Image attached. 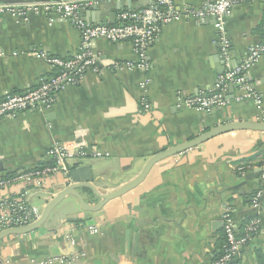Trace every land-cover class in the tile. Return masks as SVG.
I'll return each instance as SVG.
<instances>
[{
    "label": "crops",
    "instance_id": "1",
    "mask_svg": "<svg viewBox=\"0 0 264 264\" xmlns=\"http://www.w3.org/2000/svg\"><path fill=\"white\" fill-rule=\"evenodd\" d=\"M7 1L0 0V7L24 5ZM212 1L173 0V5L202 7ZM79 15L90 24L106 17L85 9ZM51 17L44 11L25 18L0 14V98L25 92L51 76L53 70L36 52L67 59L78 51V31L67 22L50 23ZM226 34L231 44L227 63L211 21L162 25L147 52L149 73L114 71L113 62H134L131 44L95 41L102 71L88 72L78 86L60 93L47 112L0 120V174L11 177L50 165L47 153L53 143L83 141L86 156L72 162L70 171L90 167L92 185L109 193L134 179L159 151L219 124L264 120V57L246 77L260 105L244 98L235 85L225 91V107L210 113L176 105L177 94H208L219 75L263 41L264 0L237 5L226 20ZM145 78L150 79L146 92L140 87ZM144 98L152 107L148 112L140 105ZM67 182L61 174L53 176L31 191L30 205L41 214ZM257 190L262 199L256 210L250 201ZM20 193L21 187L12 184L2 194ZM80 194L91 206L98 202L89 190ZM227 211L240 220L253 213L259 221L257 233L239 250L238 264H264L263 132L223 134L163 160L139 186L97 212L81 211L78 201L67 196L40 228L0 241V264H213L221 253Z\"/></svg>",
    "mask_w": 264,
    "mask_h": 264
},
{
    "label": "built area",
    "instance_id": "2",
    "mask_svg": "<svg viewBox=\"0 0 264 264\" xmlns=\"http://www.w3.org/2000/svg\"><path fill=\"white\" fill-rule=\"evenodd\" d=\"M99 1L110 0H73L60 2H34L24 4L18 9L5 6L0 7V14L8 12L25 18L27 13L38 14L40 11L51 15L50 23L55 21L67 22L73 26L80 35L78 51L67 59H62L47 54L36 52L35 56L51 67L53 73L43 79L36 87L22 93H5L0 98V120L6 117L14 118L21 113L47 112L54 105L57 96L70 87L78 86L88 72L99 73L102 71L99 55L94 51V43L103 39L112 44H131L135 60L134 62H113L112 69L121 71L124 69H139L145 73L151 70L147 52L155 43L160 34L162 25L178 20H186L195 23L211 21L217 32V45L221 58L228 62L231 54V44L226 34V20L232 10L242 3H252L257 0H214L202 7L183 5L177 9L173 0H151V4L133 10L119 12L112 25H92L80 17L79 12ZM264 57V40L251 47L247 54L234 67H228L219 75L208 94H196L184 97L176 95V105L179 108L194 110L200 113H210L215 108L225 107V91L229 85H235L244 91V98H254L260 105L259 98L247 83L246 77L251 67ZM150 79L145 78L141 82V89L146 92ZM142 110L148 112L151 105L145 98L141 100ZM264 122V120H261ZM83 141H76L73 146L55 142L47 153L50 165L20 171L11 177L0 174V232L17 227H24L35 222L40 217V212L32 207L28 197L31 191L42 188L45 183L57 174L69 177L72 162H76L86 156ZM93 155L100 157L99 152ZM15 184L21 187V193L17 196H4L5 188ZM262 199V191L257 190L251 198V206L258 209ZM222 230L226 239L219 257L213 264H228L234 261L239 250L251 239L252 234L258 231L259 221L251 220L244 229V235L238 237L235 233L231 211L223 215ZM92 230V229H91ZM92 232H97L92 230Z\"/></svg>",
    "mask_w": 264,
    "mask_h": 264
},
{
    "label": "water",
    "instance_id": "3",
    "mask_svg": "<svg viewBox=\"0 0 264 264\" xmlns=\"http://www.w3.org/2000/svg\"><path fill=\"white\" fill-rule=\"evenodd\" d=\"M60 1H73V0H10L6 3H23L29 4L34 2H60ZM5 3V2H4ZM132 3H138L136 7L132 8ZM151 4V0H110V1H99L98 3L86 7V11H99L105 15V18L98 17V20L92 25H112L115 23V17L119 12L125 10L138 9L140 7H146ZM81 11H84L81 10ZM90 24V23H89ZM238 131H252V132H263L264 133V122L262 121H235L228 122L224 124L216 125L198 136L189 139L178 145L166 148L158 153L154 154L148 159L140 173L128 183L120 186L116 190L109 193H101L97 188L92 185L93 179L91 176L90 167L86 165H81L73 168L69 172L67 184L45 205L44 209L41 211L40 217L33 223L24 226L4 230L0 232V241L9 237L11 235H24L33 232L40 228L47 220L50 212L61 203L67 196L74 197L83 212H97L108 202L119 198L129 191L135 189L139 186L147 177L151 169L159 162L171 158L175 155L181 154L187 150L195 148L199 145L206 143L207 141L232 132ZM81 190H89L92 192L94 197L98 199V202L91 206L88 204L83 196L80 194Z\"/></svg>",
    "mask_w": 264,
    "mask_h": 264
},
{
    "label": "trees",
    "instance_id": "4",
    "mask_svg": "<svg viewBox=\"0 0 264 264\" xmlns=\"http://www.w3.org/2000/svg\"><path fill=\"white\" fill-rule=\"evenodd\" d=\"M264 40V38H263ZM46 165V164H45ZM48 165V164H47ZM44 166V165H42ZM41 166V167H42ZM231 216H232V219H233V222L235 224V233L238 237L244 235V229L246 227V225L255 218V214L251 213L249 215L246 216V218L244 220H240L238 218V216H236V214L234 213H231ZM255 234H252L251 235V238L254 237ZM226 243V239H225V236H224V233H223V230H222V236H221V241H220V250H222V247L225 245ZM220 255V254H219ZM219 256H217L218 258ZM228 264H238V261L237 259H235L234 261L228 263Z\"/></svg>",
    "mask_w": 264,
    "mask_h": 264
},
{
    "label": "rangeland",
    "instance_id": "5",
    "mask_svg": "<svg viewBox=\"0 0 264 264\" xmlns=\"http://www.w3.org/2000/svg\"><path fill=\"white\" fill-rule=\"evenodd\" d=\"M79 208H80V205H79Z\"/></svg>",
    "mask_w": 264,
    "mask_h": 264
}]
</instances>
